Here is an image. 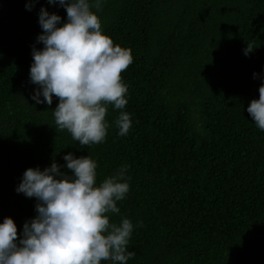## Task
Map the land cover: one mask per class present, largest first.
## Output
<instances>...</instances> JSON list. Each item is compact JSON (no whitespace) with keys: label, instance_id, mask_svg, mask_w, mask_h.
<instances>
[{"label":"trees","instance_id":"1","mask_svg":"<svg viewBox=\"0 0 264 264\" xmlns=\"http://www.w3.org/2000/svg\"><path fill=\"white\" fill-rule=\"evenodd\" d=\"M30 2L0 0V222L12 217L22 238L37 214L36 198L15 190L24 171L55 159L71 173L72 152L96 162L97 184L127 165L129 191L106 214L133 224L126 264H264V130L247 112L262 83L253 74L264 75V0H101L102 31L131 51L128 102L107 105L104 141L85 146L56 125L59 98L31 99L40 8L67 13Z\"/></svg>","mask_w":264,"mask_h":264},{"label":"clouds","instance_id":"2","mask_svg":"<svg viewBox=\"0 0 264 264\" xmlns=\"http://www.w3.org/2000/svg\"><path fill=\"white\" fill-rule=\"evenodd\" d=\"M66 9L67 18L41 6L38 23L43 31L32 47L30 81L37 85L31 99L36 104L53 103L56 125L66 129L81 146L98 144L107 135V105L124 109L127 86L121 73L132 63L130 49L114 45L101 28V0H48ZM35 0L25 5L28 10ZM253 48L244 49L248 55ZM259 98L253 99L247 112L264 130V75ZM43 97V99L41 98ZM129 113L121 111L116 119L119 135L131 128ZM66 168L53 159L50 166L29 167L16 187L17 193L36 198V215L23 225L17 240V225L7 216L0 222V264H126L135 255L127 251L133 231L132 222L110 223L107 213H119L117 201L125 198L129 184L127 165L101 183L96 182L97 164L89 156H63Z\"/></svg>","mask_w":264,"mask_h":264}]
</instances>
